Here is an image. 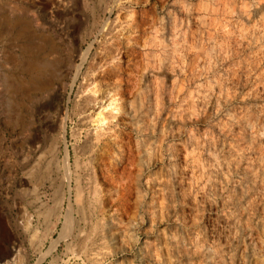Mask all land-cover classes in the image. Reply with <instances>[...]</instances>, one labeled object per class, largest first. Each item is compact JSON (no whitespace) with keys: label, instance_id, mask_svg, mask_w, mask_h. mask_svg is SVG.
Listing matches in <instances>:
<instances>
[{"label":"rangeland","instance_id":"1","mask_svg":"<svg viewBox=\"0 0 264 264\" xmlns=\"http://www.w3.org/2000/svg\"><path fill=\"white\" fill-rule=\"evenodd\" d=\"M117 38L133 48L110 104L119 119L69 190L64 148L72 163L105 127L74 135L73 104L121 56L94 59ZM101 88L94 112L119 90ZM69 205L70 231L43 256ZM38 262L264 264V0H0V264Z\"/></svg>","mask_w":264,"mask_h":264},{"label":"bare ground","instance_id":"2","mask_svg":"<svg viewBox=\"0 0 264 264\" xmlns=\"http://www.w3.org/2000/svg\"><path fill=\"white\" fill-rule=\"evenodd\" d=\"M100 27H101V29L99 30V32H100L99 34L102 37H104L106 34L110 33L111 25L109 24L108 21L103 22L102 26H100ZM118 39L119 38H117V40H113L112 42H110L109 45L104 46L103 52L95 54L94 59L97 62L101 61L103 59V63H104L105 62L104 59L109 57L110 53L113 52L114 50H116L118 53L121 54L119 59L117 58L118 60H116L115 62H111V60H110V62H111V63H109L110 67L105 66L98 72V76L101 77V81L99 82L98 86L96 88L93 87V88L82 89L80 91V93L77 94L78 95L77 99L75 100V102L73 104L72 114L78 116V120L74 126L75 127L74 128L75 129L74 135L75 134L78 135L79 133H81L82 132L81 130L83 128H85L86 126H88V123L90 121L99 122L100 125L102 123H104L105 127L102 128V130H100L99 128L97 130L93 129L94 130V137H92L88 142L86 140H83L82 143L78 144L77 148H74L75 157H74L72 163L70 162L71 159H70L69 151L67 150L66 147L64 148V153H63V156L61 159L62 164L60 165L59 168L62 172V175L64 177V181L66 182L69 190L72 188L71 183H73V182H74V190L79 187V185L81 183L80 174H81L82 170H88V169L93 168L91 158L86 157L85 155H88L87 153L89 151H92L94 145H97V144L102 143L104 141V139L106 138V135H107L106 131L110 128V125H113L114 124L113 122L117 121L119 119L118 107L110 106V104L112 103V101L115 100L114 95H116L118 93L119 94L123 93L124 85L126 84V81L123 79V75L127 73V69L125 66H123V63H125V62L128 63L127 56L132 55L133 52H130V51L133 48L129 47V46L127 47L125 45L124 46L125 50H123V52H122L121 48L123 46L122 45L120 46V44H119L120 41ZM88 45H89V43H88ZM90 46L91 45H89L84 51H81L79 53V55H78L79 61L74 64L75 74L73 76L76 77L79 74V72L81 71V68L83 67L84 62L88 58ZM24 51L30 52V47L24 48ZM46 66L47 65L45 63H33V64H28L27 66H25V69L27 71H36V70L41 71ZM126 66L128 67V64H126ZM133 70L136 71V67ZM90 74H91L90 72H86L85 76L90 75ZM133 77L134 78L132 81V87H133L134 96H133V100L131 102V105H132L131 107L133 108V111L136 114L137 110H138L137 91L139 89V84H138V81L136 78V74H134ZM31 83L33 85V87H31V88L36 89V90L44 89L47 86V83L43 82L41 80H39V81L32 80ZM101 86H105L106 88L117 87V89L119 88V90H116L115 92H112L109 95L110 102L107 103V105H108L107 107L102 106L98 111L94 112L95 105H97V108H98L100 103H101L102 97L104 96L105 89L101 88ZM120 86H123V88L121 89ZM108 93L109 92H107L105 94H108ZM90 110H92V112L89 113ZM70 115H71V113H69L68 110H65L60 117V123H59V128L61 131L60 137L63 140H65V138H66V123H67L68 119H71ZM90 130H91V128H90ZM49 138H51V142L48 146V150L46 151L47 157L49 156V159L47 160L46 165H47V169L49 167H51L50 170H52L53 166H55L54 164L57 165V163L55 162V159L57 157V149H56L57 141L53 137H49ZM77 139H78V136H77ZM27 176H28V174H27ZM44 176H45V173L43 171L42 174H40L38 178L41 180ZM84 181H85V179H84ZM76 200L78 201L77 194L75 196V201ZM71 207L72 206L69 205V207L67 208L68 210L64 214L62 225H61V228L59 230L58 237L55 240H52L48 250L43 254V256L45 254L51 252V250L55 248L58 240L61 237H63L65 235V233L70 231V228L72 225L71 213H70L72 210ZM5 263H6V261H5ZM36 264H39V262Z\"/></svg>","mask_w":264,"mask_h":264}]
</instances>
